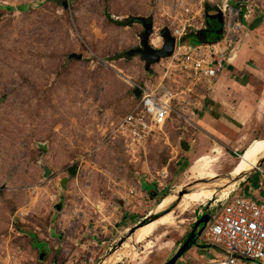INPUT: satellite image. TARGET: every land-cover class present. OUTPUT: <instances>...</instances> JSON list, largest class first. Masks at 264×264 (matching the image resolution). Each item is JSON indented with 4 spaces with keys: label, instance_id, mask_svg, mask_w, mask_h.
<instances>
[{
    "label": "rangeland",
    "instance_id": "obj_1",
    "mask_svg": "<svg viewBox=\"0 0 264 264\" xmlns=\"http://www.w3.org/2000/svg\"><path fill=\"white\" fill-rule=\"evenodd\" d=\"M215 9L224 17L221 38L234 42L235 23L264 15V0H0V264H163L203 204L244 183V195L259 189L255 166L226 179L249 151L262 153L256 166L264 169V137L242 144L227 116L223 136L194 128L199 89L174 100L164 132L143 146L131 149L113 133L133 90L154 89L166 64L161 58L146 70L138 54L124 55L140 46L143 26L134 19L151 22L152 48L162 46L165 28L193 48L205 45L194 33L215 21ZM162 80L172 93L183 89L173 71ZM203 154L212 158L208 183L188 169ZM199 251L205 260L215 254L212 246ZM185 253L175 264H188Z\"/></svg>",
    "mask_w": 264,
    "mask_h": 264
},
{
    "label": "built area",
    "instance_id": "obj_2",
    "mask_svg": "<svg viewBox=\"0 0 264 264\" xmlns=\"http://www.w3.org/2000/svg\"><path fill=\"white\" fill-rule=\"evenodd\" d=\"M235 25L238 27L239 23ZM182 34L178 30L171 34L176 40L175 47L172 54L164 58L166 64L160 62L163 74L158 85L154 89L139 87L140 95L133 96L129 110L114 127L113 133L124 139L131 149L163 133L175 113L173 105L179 103L178 99L189 96L204 84H212L222 67L223 59L214 57L219 53L214 44L190 48L180 43ZM223 39L227 43L232 41L227 36ZM172 71L183 81V89L176 93L162 83ZM194 113L195 108L191 110V114ZM255 171L259 173L261 198L232 191L208 206L213 213L198 240L201 246L214 247L215 254L196 264H243L242 259L264 264V169L256 167L253 173Z\"/></svg>",
    "mask_w": 264,
    "mask_h": 264
},
{
    "label": "crops",
    "instance_id": "obj_3",
    "mask_svg": "<svg viewBox=\"0 0 264 264\" xmlns=\"http://www.w3.org/2000/svg\"><path fill=\"white\" fill-rule=\"evenodd\" d=\"M243 17L238 19V39L227 43L220 38L214 43L219 51L214 57L223 59L222 67L212 84L198 88L200 93L192 119L194 128L215 136H223L224 131L221 129L229 127L227 117L235 119L241 127L238 131L242 144H247L253 139L264 137L256 130L264 124V15L260 13ZM247 189L249 184L244 183L238 191L244 193ZM251 196L261 198V191L254 189ZM196 247L186 252L188 264L205 260L200 255L201 245Z\"/></svg>",
    "mask_w": 264,
    "mask_h": 264
},
{
    "label": "water",
    "instance_id": "obj_4",
    "mask_svg": "<svg viewBox=\"0 0 264 264\" xmlns=\"http://www.w3.org/2000/svg\"><path fill=\"white\" fill-rule=\"evenodd\" d=\"M209 17L212 18H218V22L220 24L219 30H221V23H222V12L219 9H215L212 12H210ZM134 20L141 23L143 26V32L139 35L140 39V46L130 49L126 52H124L125 56H133L135 54H138L142 61L144 62V67L146 70L149 69V67L157 63L161 58L168 57L172 54L174 47H175V38L171 35L170 31L165 28L162 29L160 32L163 44L160 48H152L149 43V35L152 29V24L150 21H146L143 17H136ZM205 29L198 30L194 33V35L199 38V42L202 44H214L217 43L221 37H217L214 40L211 41H204L202 38H200V34L204 33ZM80 57V56H78ZM134 97H138L140 95V90L138 88H135L133 90ZM44 148V147H42ZM259 164V163H258ZM256 167H260L257 165ZM255 167V168H256ZM254 168V169H255ZM254 169L251 171L253 172ZM69 174L74 175L75 174V167H71L68 169ZM250 172V171H249ZM49 173V170L45 168V174L44 176H47ZM66 178H64L61 181L62 186L65 185ZM233 191V190H232ZM230 191V192H232ZM210 203L205 204V208L203 211L199 212L198 217L196 218L195 222L192 225V229L188 232V234L185 236V239L180 244V246L175 250V252L168 258L163 264H175V262L185 253L187 252L192 245H196L197 239L199 238L202 231L205 229L206 224L210 218V211L208 210V206ZM158 217H151V218H144L141 222H139L136 225V228L142 227L148 222H152L153 220L157 219ZM148 219V220H146ZM146 220V221H145ZM135 228H133L132 232ZM198 246V245H197ZM200 246V245H199Z\"/></svg>",
    "mask_w": 264,
    "mask_h": 264
},
{
    "label": "bare ground",
    "instance_id": "obj_5",
    "mask_svg": "<svg viewBox=\"0 0 264 264\" xmlns=\"http://www.w3.org/2000/svg\"><path fill=\"white\" fill-rule=\"evenodd\" d=\"M152 43L158 45L159 44V38L153 39ZM261 155H262L261 152H253V151L246 152L242 155L239 154V156H240L239 161L236 162L235 165H233L231 167V170L228 173L229 179H226V178L225 179L227 181H229V180H233V179L236 180L237 178L242 177L245 173H247V171L250 167H253V166L256 167V163L258 161V158ZM211 160H212V158L205 155V154L199 155L198 157H196V159H194L192 164L188 167L190 172H192L196 175V179H194V180H207V183H208V180H210L209 179L210 177H209L208 173L204 172V170L209 166V163L211 162ZM199 189H206V188H199ZM228 194L229 193L222 196L223 195V193H222L221 196L224 198ZM221 196H219V197H221ZM171 215H172V212L167 213L166 215H164V217L166 219H162V220L166 224H171L173 222V218Z\"/></svg>",
    "mask_w": 264,
    "mask_h": 264
},
{
    "label": "flooded vegetation",
    "instance_id": "obj_6",
    "mask_svg": "<svg viewBox=\"0 0 264 264\" xmlns=\"http://www.w3.org/2000/svg\"><path fill=\"white\" fill-rule=\"evenodd\" d=\"M215 21H209L208 23H205V25L202 27L205 29V32L200 34V38L204 41H211L214 40L217 37H221L224 30V17L222 14V23H221V30L220 24L218 22V18H214ZM200 28V29H202ZM188 42H193L192 37L188 39Z\"/></svg>",
    "mask_w": 264,
    "mask_h": 264
},
{
    "label": "trees",
    "instance_id": "obj_7",
    "mask_svg": "<svg viewBox=\"0 0 264 264\" xmlns=\"http://www.w3.org/2000/svg\"><path fill=\"white\" fill-rule=\"evenodd\" d=\"M6 7V6H5ZM201 247H206V246H201Z\"/></svg>",
    "mask_w": 264,
    "mask_h": 264
}]
</instances>
